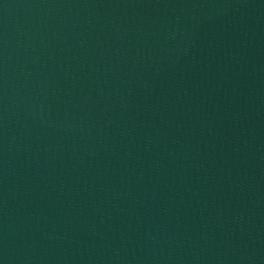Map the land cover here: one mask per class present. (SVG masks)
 Returning a JSON list of instances; mask_svg holds the SVG:
<instances>
[{
	"label": "water",
	"instance_id": "95a60500",
	"mask_svg": "<svg viewBox=\"0 0 264 264\" xmlns=\"http://www.w3.org/2000/svg\"><path fill=\"white\" fill-rule=\"evenodd\" d=\"M0 264H264V0H0Z\"/></svg>",
	"mask_w": 264,
	"mask_h": 264
}]
</instances>
